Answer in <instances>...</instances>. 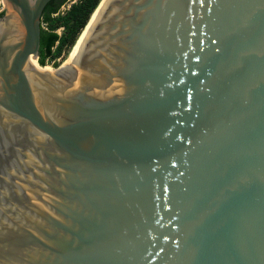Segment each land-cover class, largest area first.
Listing matches in <instances>:
<instances>
[{
	"label": "water",
	"instance_id": "obj_1",
	"mask_svg": "<svg viewBox=\"0 0 264 264\" xmlns=\"http://www.w3.org/2000/svg\"><path fill=\"white\" fill-rule=\"evenodd\" d=\"M51 1L0 12V264H264V0H102L43 73Z\"/></svg>",
	"mask_w": 264,
	"mask_h": 264
},
{
	"label": "trees",
	"instance_id": "obj_2",
	"mask_svg": "<svg viewBox=\"0 0 264 264\" xmlns=\"http://www.w3.org/2000/svg\"><path fill=\"white\" fill-rule=\"evenodd\" d=\"M67 1L52 0L43 13L42 24L47 28L42 26L41 32L39 65L42 67L49 61L58 67L57 60L74 47L102 0H79L61 14L60 9ZM59 29H62L61 35L57 32Z\"/></svg>",
	"mask_w": 264,
	"mask_h": 264
},
{
	"label": "rangeland",
	"instance_id": "obj_3",
	"mask_svg": "<svg viewBox=\"0 0 264 264\" xmlns=\"http://www.w3.org/2000/svg\"><path fill=\"white\" fill-rule=\"evenodd\" d=\"M78 1H79V0H68L67 3L64 5V7L61 8L60 13H61V14H62L63 12L65 13V12L71 7L72 4H74V3L78 2ZM3 7H4V3H3L2 0H1V2H0V12L2 11ZM57 32H62V29H59ZM70 51H71V50H70ZM70 51H69L67 54H65L63 57H61V58H59V59L57 60L58 66H60V65L62 64V62L68 57ZM37 64H38V66H40V65H39V62H38ZM54 64H55V62H51V61H49V62L47 63V65H46L45 67H42V68L45 69V68L51 67L52 69H56L57 67H55ZM40 67H41V66H40Z\"/></svg>",
	"mask_w": 264,
	"mask_h": 264
},
{
	"label": "bare ground",
	"instance_id": "obj_4",
	"mask_svg": "<svg viewBox=\"0 0 264 264\" xmlns=\"http://www.w3.org/2000/svg\"><path fill=\"white\" fill-rule=\"evenodd\" d=\"M2 2H3V0H2ZM4 3V2H3ZM4 5H5V3H4ZM84 31L85 30H83V32L81 33V35H80V37L78 38V40H77V43H76V45L71 49V51H70V53H69V55L71 54V52L79 45V43L81 42V40H82V37H83V34H84ZM68 55V56H69ZM38 61L37 60H35V69H37L38 71H40V72H43V73H50L51 71H53L54 69H52L51 67H48V68H42V66L40 67V66H38Z\"/></svg>",
	"mask_w": 264,
	"mask_h": 264
},
{
	"label": "built area",
	"instance_id": "obj_5",
	"mask_svg": "<svg viewBox=\"0 0 264 264\" xmlns=\"http://www.w3.org/2000/svg\"><path fill=\"white\" fill-rule=\"evenodd\" d=\"M62 7H64V5H63ZM70 8H71V7H70ZM70 8H69V9H70ZM69 9H68V10H69ZM62 14H64V12H63ZM42 26H43L44 28H47L46 24H42ZM58 33L61 35V32H58Z\"/></svg>",
	"mask_w": 264,
	"mask_h": 264
},
{
	"label": "flooded vegetation",
	"instance_id": "obj_6",
	"mask_svg": "<svg viewBox=\"0 0 264 264\" xmlns=\"http://www.w3.org/2000/svg\"><path fill=\"white\" fill-rule=\"evenodd\" d=\"M61 10V9H60ZM57 15V14H56ZM40 59V58H39ZM38 62H39V60H38Z\"/></svg>",
	"mask_w": 264,
	"mask_h": 264
}]
</instances>
